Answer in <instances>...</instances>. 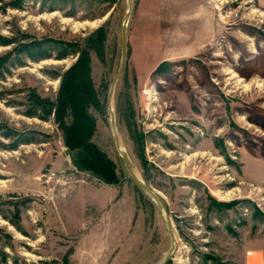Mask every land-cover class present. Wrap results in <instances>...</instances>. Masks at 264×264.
<instances>
[{
  "label": "rangeland",
  "instance_id": "374dc122",
  "mask_svg": "<svg viewBox=\"0 0 264 264\" xmlns=\"http://www.w3.org/2000/svg\"><path fill=\"white\" fill-rule=\"evenodd\" d=\"M131 5L111 107L131 168L159 192L173 230L164 264H264V0ZM127 8V0H0V35L13 41L0 45V264H159L171 245L110 126ZM98 29L89 139L114 183L80 165L53 113L26 115L31 92L56 99L76 55L17 53L32 40L82 42ZM14 206L20 229L9 221Z\"/></svg>",
  "mask_w": 264,
  "mask_h": 264
},
{
  "label": "trees",
  "instance_id": "16d2710c",
  "mask_svg": "<svg viewBox=\"0 0 264 264\" xmlns=\"http://www.w3.org/2000/svg\"><path fill=\"white\" fill-rule=\"evenodd\" d=\"M104 34L99 29L84 41H63L59 39L32 40L22 44L17 53H23L32 60L46 58L55 53L58 59L70 54L76 55L74 62L60 74V86L54 101L40 97L35 92L29 94L28 116L47 119L53 113L55 121L63 133L64 144L75 151L80 165L101 176L106 182L116 181L111 163L105 154L89 139L93 131V121L88 108L97 103L95 91L90 80V52L102 57ZM13 41L0 35V45ZM17 59V58H16ZM161 63L158 70L166 68ZM67 118H70L68 121ZM15 220L9 221L18 229L19 208L14 206Z\"/></svg>",
  "mask_w": 264,
  "mask_h": 264
},
{
  "label": "water",
  "instance_id": "95a60500",
  "mask_svg": "<svg viewBox=\"0 0 264 264\" xmlns=\"http://www.w3.org/2000/svg\"><path fill=\"white\" fill-rule=\"evenodd\" d=\"M127 4H128V8H127V11L125 12L124 19H123L121 29H120V62H119V65L117 67V70H116V72H115V74L111 80L109 92H108V100H107L108 103L107 104H108V112L110 115V126H111L115 145H116V147H117V149H118V151H119V153L123 159V163H124V166H125L127 172L129 173L130 177L135 182V184L142 191H144L146 194H148L149 196H151L153 198V200L156 202L159 210L161 211V213L163 215V206H162V202H161V196L159 195V193L156 190L151 189V187H149V185H147L141 178H139L137 176V174L134 173L133 169L131 168V166L129 164V158H128L127 152L125 150H121L119 148L120 142H119V137L117 134L116 126H115V117H114L113 111H112L110 104H109L114 85H115L117 79L119 78L123 68H124L126 58H127L126 57L127 56V23L129 20L131 7H132L131 0H127ZM163 218L165 221L167 231H168L170 238H171V245H170L169 249L167 250V252L165 253V255L163 256V258L161 259L159 264L165 263V261L170 256V254L172 253L174 246H175L173 230L171 228V225L169 223L168 218L166 217V214L163 215Z\"/></svg>",
  "mask_w": 264,
  "mask_h": 264
},
{
  "label": "bare ground",
  "instance_id": "6f19581e",
  "mask_svg": "<svg viewBox=\"0 0 264 264\" xmlns=\"http://www.w3.org/2000/svg\"><path fill=\"white\" fill-rule=\"evenodd\" d=\"M112 97V96H111ZM111 97H110V101H109V104H110V107H111ZM111 109H112V107H111ZM119 148L121 149V150H124L121 146H119ZM134 171V170H133ZM134 173L136 174V172L134 171ZM158 192V191H157ZM159 193V192H158ZM160 195V194H159ZM161 196V195H160ZM163 215H164V212H163Z\"/></svg>",
  "mask_w": 264,
  "mask_h": 264
}]
</instances>
